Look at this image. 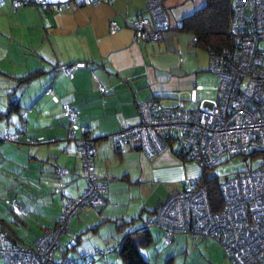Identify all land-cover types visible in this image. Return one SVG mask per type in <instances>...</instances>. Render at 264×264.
Returning <instances> with one entry per match:
<instances>
[{
    "label": "crops",
    "instance_id": "0c3cea01",
    "mask_svg": "<svg viewBox=\"0 0 264 264\" xmlns=\"http://www.w3.org/2000/svg\"><path fill=\"white\" fill-rule=\"evenodd\" d=\"M48 1L64 4L41 9L31 3L0 2V132H18L14 142L0 140V228L7 238L29 243L52 225L60 206L52 187L57 184L61 192L74 195L85 185L75 139L85 132L93 140L94 173L105 185L103 202L70 217L58 236L57 255L72 264L88 256L95 257L92 264H120L109 248L115 238L136 222L141 227L142 217L182 182L176 189L168 185L192 172L167 148L147 155L137 143L117 145L110 135L134 123L137 103L148 97L166 108L207 104L217 79L192 34L175 27L180 17L170 8L176 1L164 0L171 28L156 42L135 39L128 26L131 17L143 12L144 0ZM109 19L118 26L113 31L107 28ZM70 64L67 76L63 68ZM65 105L76 110L71 137ZM56 165L67 172L55 176ZM131 217L128 224L117 225ZM104 221H111L110 228H102ZM149 227L159 233L154 240L147 230L149 240L139 248L143 255L149 243L163 236L161 228ZM180 234L192 238L187 232H173L168 243L162 240L164 247L152 253L154 258L145 255L149 264H169L168 246ZM107 236L111 244L100 243ZM221 263L228 264L225 259Z\"/></svg>",
    "mask_w": 264,
    "mask_h": 264
},
{
    "label": "built area",
    "instance_id": "2783aa9c",
    "mask_svg": "<svg viewBox=\"0 0 264 264\" xmlns=\"http://www.w3.org/2000/svg\"><path fill=\"white\" fill-rule=\"evenodd\" d=\"M9 1L13 6L31 3L41 9H59L64 4L48 0ZM71 1L82 4L111 0ZM128 26L135 39L159 41L170 26V12L164 0H144L143 12L130 18ZM117 27L113 19L107 21L108 30ZM226 31L227 44L207 51V67L217 79L210 102L192 109L166 108L148 97L137 103L136 121L118 127L110 135L112 140L118 145L137 143L150 155L166 148L164 140L168 139L177 144L187 159L207 167L223 155L230 157L255 148L263 149L264 0H228ZM72 65L63 68L67 76ZM97 88L105 91L101 84ZM75 112L74 107L64 106L69 121L68 137L76 127ZM17 135L16 131L3 130L0 140L14 142ZM78 147L86 180L84 190L73 197L62 195V223L45 231L31 246L10 242L0 234L3 264H53L57 236L69 216L79 207L97 206L102 202L105 185L93 173L90 163L93 146L88 138L81 137ZM57 172L64 169L58 168ZM181 184L179 190L169 193L157 210L147 216L145 225L159 226L165 243L172 231H184L194 238L207 236L216 240L230 264H264V167H246L219 181L221 206L217 210L210 208L204 185L197 175L185 178ZM84 262L90 264L89 259ZM65 263V258L57 262Z\"/></svg>",
    "mask_w": 264,
    "mask_h": 264
},
{
    "label": "trees",
    "instance_id": "16d2710c",
    "mask_svg": "<svg viewBox=\"0 0 264 264\" xmlns=\"http://www.w3.org/2000/svg\"><path fill=\"white\" fill-rule=\"evenodd\" d=\"M227 17H228V0H204L203 4L201 6L194 8L191 12L180 17L177 20V25H175V27L180 29V30H185V31L190 32L192 34L193 44L195 46L202 47L207 52L210 48H217V47H220L221 45L227 44V42H228L227 31H226V29H227ZM169 28H171V23H170ZM25 76H27V74ZM73 131H74V129H73ZM67 134H68V132H67ZM81 137H84L86 139L88 137H87V134L84 132L78 138H75L77 140V153H78V157L80 160V167H81L80 172H81V175L83 176V178L85 180V177L82 173V161H81V158L79 156V147H78L79 146V139ZM88 139H89L90 144L93 146V140L90 138H88ZM164 143L166 145V148L169 149L177 157H179L183 160L187 159L182 154L181 150L178 148L176 143L169 142L168 139H165ZM127 144H130V143H124V144H120V145H127ZM241 156H242V160H245V162H246V160H250V159H254V158L259 159L255 166L247 167V168L264 167V148L263 149L262 148L252 149V150L248 151L247 153H243V155H241ZM90 158H91L90 163L93 167V173H94V165L92 162V155ZM197 165L199 167V172H198L197 176L199 177L200 182H202V184L204 185V190H205V193L207 195V198H208V201L210 204V208L213 210H217L221 206V198H220V194H219V190H218L219 180L214 175H211V176L206 175L205 169L208 168L207 166H203L201 164L200 165L197 164ZM58 168H63L64 172L58 173L57 172ZM66 172H67V169L64 166L56 165L54 168L55 176L64 174ZM95 176H96V174H95ZM85 186H86V180H85V185H84L83 189L79 193L74 194V195L65 194V193H63V191L61 192L60 186H58L57 184L52 187V191L54 193L59 194L60 206H59V211H58L57 217L53 221L52 225L45 227L31 242L20 243V242L15 241L14 239H11L10 237L7 238L8 236L5 235L4 230L2 228H0V234H3L4 237L7 238L10 242H13L16 244H26L28 246H31L36 241V239L40 235H42L45 231H47L49 229L50 230L55 229L56 227H58L62 223V220H61V212H62L61 197H62V195H68L70 197L79 195L84 190ZM181 186H182V184H181ZM171 192H169V193H171ZM168 194L166 196H168ZM166 196L161 201H159L151 210H149L150 212L146 215V217H144V218L142 217V226L141 227L129 228L125 231L123 230V232H120L118 237L115 238L114 245L109 247L120 258L122 264H149V260L146 258L145 255H143L140 252L139 248L141 246L146 245L148 240H149V234L147 232V230H148L147 227L148 226H157V225H155V224L145 225V222H146L147 216L153 214L157 210L158 205L166 198ZM101 197H102V202H103V195ZM102 202L97 206H82V207L77 208L69 216L68 220L66 221L65 226L61 229L60 233H62L66 229V227L68 226V222H69L70 217L78 209L83 208V207H100ZM134 218L135 217H131L126 221H120L119 223H117V225L128 224ZM157 227H159V226H157ZM173 232H175V231H172V233ZM162 233H163V231H162ZM172 233L170 235V238L172 236ZM183 233H184V231H183ZM59 234H58V236H59ZM58 236H57V245L53 249V253H52V263L57 264V262H59V261H61V259L65 258L66 259L65 264H72V263H68L69 261L67 260V258L65 256L57 255L58 247H59ZM204 237H207V236H198L196 238H194V237H192V238L199 239V238H204ZM109 248H107L105 250L107 251ZM104 252L105 251L102 250V253H104ZM223 255H224V253H223ZM0 258H1L0 264H3L4 258L2 257L1 254H0ZM85 259H89L90 264H91L92 257H89V256L81 258L82 261L80 264H87L86 262H84Z\"/></svg>",
    "mask_w": 264,
    "mask_h": 264
},
{
    "label": "rangeland",
    "instance_id": "374dc122",
    "mask_svg": "<svg viewBox=\"0 0 264 264\" xmlns=\"http://www.w3.org/2000/svg\"><path fill=\"white\" fill-rule=\"evenodd\" d=\"M173 6L175 7L170 8L172 10L173 14H177L179 17H182L188 12H191L194 8H197L201 6L204 2V0H173V3H175ZM186 9H189L188 11H185ZM196 48L201 52V54L207 55V52L202 47L196 46ZM259 159L254 158L247 160L245 163L242 160V156L240 154H235L230 157H227L225 155L221 156L212 166L205 169V173L207 176L214 175L217 177L219 181L223 180L226 177H230L236 173H240L243 171L246 167H253L257 164V161ZM186 165L188 166L186 171L192 172V174L185 173L180 179L176 180V183L169 184L168 186L170 188H179L180 184L185 178H188L189 176H196L198 175L197 171V164L191 160V159H185L184 160ZM193 165V167H192ZM172 188V189H173ZM1 189V188H0ZM162 191V188H161ZM141 221L139 220V223ZM96 223V221L94 222ZM93 223V224H94ZM104 225L102 228L104 230L110 228L111 221H104ZM141 224V223H140ZM138 225V222L134 224V227ZM153 227H149L148 230L151 232L153 231ZM125 231V230H124ZM158 230H154V232H151L152 238L155 240L156 236L159 232ZM157 232V233H156ZM160 240L152 241L147 245L148 252H144L146 255H150L151 257H155L154 253L155 249H161L163 245L161 237H159ZM95 238H89V241H94ZM85 241L84 238H82V241ZM104 240L108 241V244H111L112 237L107 236L104 239L100 240V243ZM154 243V244H153ZM110 247V246H109ZM170 252V258H169V264H223L221 263V260L225 259V261L228 263L227 259L223 257V253L220 247V244L211 238H204V239H197L194 240L189 236L179 235L176 239H174L171 244L168 246ZM167 249V248H166ZM103 251H106L103 249ZM95 257L92 258L94 260ZM91 260V264H92ZM152 260V258L150 259ZM1 261V258H0ZM119 263H121L120 258L118 257ZM229 264V263H228Z\"/></svg>",
    "mask_w": 264,
    "mask_h": 264
}]
</instances>
